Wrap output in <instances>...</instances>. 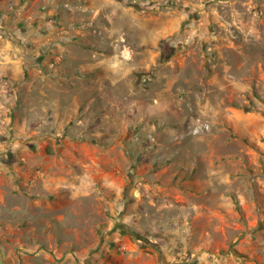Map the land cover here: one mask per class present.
Masks as SVG:
<instances>
[{
	"label": "rangeland",
	"instance_id": "rangeland-1",
	"mask_svg": "<svg viewBox=\"0 0 264 264\" xmlns=\"http://www.w3.org/2000/svg\"><path fill=\"white\" fill-rule=\"evenodd\" d=\"M89 46L139 53L110 85L91 67L68 84V48ZM12 59L37 74L1 114V256L264 264V0H0ZM87 90L108 105L53 107Z\"/></svg>",
	"mask_w": 264,
	"mask_h": 264
},
{
	"label": "crops",
	"instance_id": "crops-1",
	"mask_svg": "<svg viewBox=\"0 0 264 264\" xmlns=\"http://www.w3.org/2000/svg\"><path fill=\"white\" fill-rule=\"evenodd\" d=\"M16 52H19L20 49L17 47ZM83 54H79L78 51L74 50V48H68V54H67V65L61 64L62 71H61V78L64 79L68 84L79 79L80 78V71H83L88 68H96L98 71V74L100 76L106 78L110 85V81L115 82L117 80V75L119 68L123 67L126 64H130L131 61L134 59H137V53L134 54L129 53L130 59H119L115 56V54H109L108 52H105L104 50H95L93 47H85L81 50ZM148 54V51L146 52ZM85 57V58H84ZM28 61L25 65V62ZM123 63V64H122ZM69 64H72L74 69H72V65L69 66ZM123 65V66H122ZM66 67L64 69V67ZM23 67L28 68L29 73V80H22L20 78ZM64 69V70H63ZM37 74L36 67L34 64H32V61L30 59H20V60H0V121L1 120V114L4 108L11 109L10 105H13V107L16 106V103H14L15 99L18 98L17 94L19 89L21 87H24V85H28V87L34 86L33 78ZM112 79V80H111ZM20 85H15L16 82ZM33 88V87H32ZM21 95L23 97H26L24 101H31L32 96H28L25 91H20ZM46 98V97H45ZM48 98V97H47ZM46 98V99H47ZM82 98L89 99L90 103L93 100H100V105H103L102 99L105 100L106 106L108 105V100L110 99L109 94L104 96H100L99 92L95 90H87L84 94H72L67 93L64 98L61 99V101H55L54 106L57 111L62 113V115L65 117V119L69 120L74 115H77L80 108H81V100ZM107 101V102H106ZM32 103V102H31ZM51 103V102H49ZM97 103V102H96ZM52 104V103H51ZM79 105L80 107H77ZM92 105V104H88ZM24 106H26L24 104ZM12 129H14V133L18 134V126H12ZM3 126H0V136L2 135ZM11 132H8L10 134ZM11 135V134H10ZM9 136V135H8ZM1 138V137H0ZM138 246V245H137ZM133 248V252L131 253V261L130 264H166V262H163V260L159 256V252L153 248H147V251H144L143 248L139 249V247ZM140 250V251H138ZM1 252V251H0ZM110 253H114V251L111 248H107V243H105L104 247L101 248V250H98L92 256L87 259L90 264H118L119 260L120 262L125 259L124 262L128 264L127 256L129 254H121L118 257V262L111 256ZM9 252H6V254L2 255L0 254V264H19L18 258H16L14 255L12 257ZM94 257V258H93ZM163 257V256H161ZM97 259V260H95ZM87 262V264H88ZM117 262V263H116ZM82 264H85V262H81ZM77 263L75 259L70 257V254L66 255L62 262H59V264H81ZM29 264H38V262H30ZM48 264H58L53 263L52 261H49Z\"/></svg>",
	"mask_w": 264,
	"mask_h": 264
},
{
	"label": "built area",
	"instance_id": "built-area-1",
	"mask_svg": "<svg viewBox=\"0 0 264 264\" xmlns=\"http://www.w3.org/2000/svg\"><path fill=\"white\" fill-rule=\"evenodd\" d=\"M138 242L142 243V239H139ZM123 248H126V245L122 246ZM90 257V254L88 253L87 256L85 257L86 259Z\"/></svg>",
	"mask_w": 264,
	"mask_h": 264
}]
</instances>
